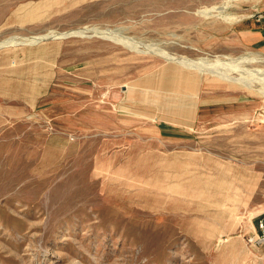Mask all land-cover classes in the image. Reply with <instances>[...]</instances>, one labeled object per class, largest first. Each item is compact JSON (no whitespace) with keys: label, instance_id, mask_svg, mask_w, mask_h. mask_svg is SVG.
Listing matches in <instances>:
<instances>
[{"label":"rangeland","instance_id":"374dc122","mask_svg":"<svg viewBox=\"0 0 264 264\" xmlns=\"http://www.w3.org/2000/svg\"><path fill=\"white\" fill-rule=\"evenodd\" d=\"M261 29L264 0H0V264H264Z\"/></svg>","mask_w":264,"mask_h":264},{"label":"built area","instance_id":"2783aa9c","mask_svg":"<svg viewBox=\"0 0 264 264\" xmlns=\"http://www.w3.org/2000/svg\"><path fill=\"white\" fill-rule=\"evenodd\" d=\"M246 242L254 248H264V211L257 215L256 227L248 234Z\"/></svg>","mask_w":264,"mask_h":264},{"label":"crops","instance_id":"0c3cea01","mask_svg":"<svg viewBox=\"0 0 264 264\" xmlns=\"http://www.w3.org/2000/svg\"><path fill=\"white\" fill-rule=\"evenodd\" d=\"M259 32V34H261L260 39H264V29H261Z\"/></svg>","mask_w":264,"mask_h":264},{"label":"bare ground","instance_id":"6f19581e","mask_svg":"<svg viewBox=\"0 0 264 264\" xmlns=\"http://www.w3.org/2000/svg\"><path fill=\"white\" fill-rule=\"evenodd\" d=\"M41 39V38H40Z\"/></svg>","mask_w":264,"mask_h":264},{"label":"water","instance_id":"95a60500","mask_svg":"<svg viewBox=\"0 0 264 264\" xmlns=\"http://www.w3.org/2000/svg\"><path fill=\"white\" fill-rule=\"evenodd\" d=\"M45 39V38H44Z\"/></svg>","mask_w":264,"mask_h":264}]
</instances>
